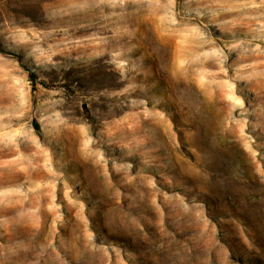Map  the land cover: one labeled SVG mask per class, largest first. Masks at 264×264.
<instances>
[{"label":"rangeland","instance_id":"rangeland-1","mask_svg":"<svg viewBox=\"0 0 264 264\" xmlns=\"http://www.w3.org/2000/svg\"><path fill=\"white\" fill-rule=\"evenodd\" d=\"M0 264H264V0H0Z\"/></svg>","mask_w":264,"mask_h":264},{"label":"trees","instance_id":"trees-1","mask_svg":"<svg viewBox=\"0 0 264 264\" xmlns=\"http://www.w3.org/2000/svg\"><path fill=\"white\" fill-rule=\"evenodd\" d=\"M1 47H2V46H1V44H0V49L3 50Z\"/></svg>","mask_w":264,"mask_h":264}]
</instances>
